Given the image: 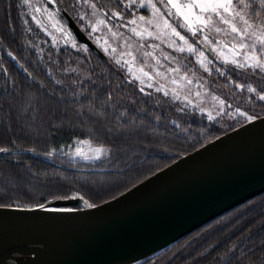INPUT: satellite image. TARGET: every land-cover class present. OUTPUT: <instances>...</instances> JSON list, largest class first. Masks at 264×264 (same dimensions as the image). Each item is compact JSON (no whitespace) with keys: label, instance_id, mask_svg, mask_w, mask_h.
Masks as SVG:
<instances>
[{"label":"trees","instance_id":"trees-1","mask_svg":"<svg viewBox=\"0 0 264 264\" xmlns=\"http://www.w3.org/2000/svg\"><path fill=\"white\" fill-rule=\"evenodd\" d=\"M93 2L104 12L124 7L120 0ZM18 8L14 0H0V30L21 26L14 30L18 36L2 40L15 43L10 51L20 49L44 88L15 70L9 76L1 72L0 147L31 152L0 153V205L37 207L81 195L99 205L246 123L212 121L151 88L140 92L118 67L58 48L34 22L25 26ZM81 9L85 25L91 12ZM213 63L232 80L264 89L261 75ZM196 71L232 108L264 116V102L248 100L253 94L239 91L214 70ZM79 140L103 145L109 153L98 160L75 158L70 147ZM140 264H264V194Z\"/></svg>","mask_w":264,"mask_h":264},{"label":"water","instance_id":"water-1","mask_svg":"<svg viewBox=\"0 0 264 264\" xmlns=\"http://www.w3.org/2000/svg\"><path fill=\"white\" fill-rule=\"evenodd\" d=\"M49 5L83 45L119 70L57 1ZM198 46L221 63L203 44ZM22 72L44 88L25 69ZM262 194L264 116L94 208L79 198L55 200L44 208L0 207V264H140Z\"/></svg>","mask_w":264,"mask_h":264},{"label":"snow or ice","instance_id":"snow-or-ice-1","mask_svg":"<svg viewBox=\"0 0 264 264\" xmlns=\"http://www.w3.org/2000/svg\"><path fill=\"white\" fill-rule=\"evenodd\" d=\"M20 2L26 6L31 11L28 13L31 15L32 21H34L38 26L44 27L43 22L39 19L37 14L45 15L49 21L52 22V27L56 29L57 32H60L64 35L66 40H71L72 47H77L76 41L72 38L73 33L70 30H67L61 21L56 20V13L50 10L47 5L55 4L56 0H20ZM78 5H84L92 9L91 15L96 17L95 22L91 23V32L101 31L102 26L107 28L108 32L111 33L112 37L115 38L118 31H113V27H109V22L113 19L124 20L125 17L122 15L123 8L121 11H110L104 12L101 9L97 8V4L93 0H76ZM120 3L126 8H132L133 5L137 9H150V14L146 17L145 15H139L131 20H127L126 24L116 25L117 29L120 27H127L128 25H133L129 30L131 33L138 37L139 39H145V34L147 37H152L154 39L160 40L161 43L167 40L168 46L173 48L174 51L180 53H188L194 55L196 58V63L203 68L205 72L209 74L214 70L220 76H223L227 79L229 83H233L235 88L241 92H247L253 94L248 97L249 101L259 100L264 102V89L258 90L255 87H252L251 84L240 83L238 81L232 80L231 76L228 75L222 68L213 67L210 68L209 65L213 64V61L205 55V52L200 50L197 45L203 44L207 47L217 59L221 61L224 65H231L235 69L243 70L248 72L250 70L251 74L261 75V78H264V0H127L125 4L124 0H120ZM163 5L165 11L162 12L161 8L157 7V4ZM37 4L43 5V7L36 6ZM135 16V13H133ZM106 17V19H105ZM255 17V19L253 18ZM171 18V19H169ZM81 20L84 19V16L80 17ZM173 21H178L173 23ZM27 23V20H25ZM143 23L146 27L143 31L138 30L139 25ZM155 27V31L149 30L150 27ZM183 29L184 33H190L191 37L197 38L192 42L189 41V38L186 34H183L177 29ZM47 29L45 28V31ZM31 31V29H28ZM213 37H219V39H214ZM53 41L56 40V37H52ZM99 41V38H97ZM181 41V43H177ZM83 51H88L87 45H79ZM102 50L106 53L109 52L111 48L110 55H113L116 64L128 68L129 74L132 75L133 80L130 82L139 81L140 92H144L145 88L143 85L146 84L147 88H152L153 84L146 82L144 77H147V81H151L153 76L146 71H143V68H140L142 72L141 75H135L132 70V64L136 61V57L133 55L132 51L120 52L117 57V49L111 47L105 41V44L101 46ZM131 49V45L128 46ZM139 47H143L140 45ZM151 48L156 49L159 45L152 44ZM9 56H12V53H8ZM127 55L130 57L129 60H124V56ZM165 60L175 59L168 54L161 52ZM144 57H152V52H144ZM156 59V64L160 65L161 61L159 58L153 57ZM15 59V57H13ZM169 72L179 73L181 69L179 67L169 68ZM189 69L185 66V71L182 76L179 77L180 80H184L185 86L193 84V79L189 78ZM156 76H162L164 73L156 72ZM195 74L193 73V76ZM173 84L177 83V80L174 78L172 80ZM197 83L199 79L197 78ZM204 87L203 84L199 85ZM227 87V84H225ZM157 92L163 91L165 96L169 95V92L164 90L163 85L155 89ZM191 93V89H188ZM111 95V94H109ZM172 95L174 99H180V93L177 89H172ZM197 97L201 96V93L197 91L195 93ZM234 95V93H233ZM184 99L188 104H192V101L188 99V96L185 95ZM211 100L214 102V105L219 106V110L216 112V115L219 116L224 114L225 105L228 108H232L233 105L228 103L225 99H222L220 96L211 95ZM199 107V105H196ZM204 111L203 108L200 109ZM183 111V109H180ZM231 117H244L247 121L251 122L257 119L256 116L250 115L247 111H243L240 106H237L234 111L227 113ZM208 119H214L211 112H208ZM15 143V141H13ZM80 144L88 145L89 152L92 155H88L83 151L82 148L76 149V155L83 157L84 159H100L103 156H107L109 149L103 145L92 146V141L84 140L79 141ZM11 151L9 148L0 147V153H6ZM55 151V150H52ZM50 151L48 155H51ZM73 198H79L85 207L94 208L97 205L89 202L85 199L84 196H74ZM3 205H0L2 207ZM39 207L44 208V205L41 204ZM51 211H73L72 209H45Z\"/></svg>","mask_w":264,"mask_h":264},{"label":"rangeland","instance_id":"rangeland-1","mask_svg":"<svg viewBox=\"0 0 264 264\" xmlns=\"http://www.w3.org/2000/svg\"><path fill=\"white\" fill-rule=\"evenodd\" d=\"M124 2L126 4L127 0H124ZM81 6H84V5L81 4ZM85 7H87V6H85ZM157 7L161 8L162 12L165 11L163 5L158 3ZM87 11L92 12V9L88 8ZM111 11H121V9L115 10L114 8H112ZM150 11H151L150 9H137L135 5H133L132 8L123 7L122 15L125 17V19L124 20L114 19L115 21L118 22V24H114L111 21L109 22V27H113V31H118V33H122V36L117 35L115 38H113L111 33L108 32L107 28H105L103 26L101 28V31L92 32V34L89 36L94 39L95 43L101 49V51L114 63V65L116 67H118L121 71H123L124 74H126V76L129 77L130 80H133V77L131 74H129L128 68L123 66V64H120V65L116 64L115 59L113 58V55H110L111 48H109L108 53H106L105 51L102 50L101 46L105 44V41H107V43L109 45H111V47H115L117 49V54H116L117 57H118V54L120 52H127L129 50L132 51L133 55L136 57V61L132 64L133 72L135 73V75H141V76H142V72L140 71V68H143V71L149 72L153 76V79L151 81H147V77H144V79L146 80V82H150L153 84V87L151 89H153L154 91H156L155 89L157 87H160L161 85H163L164 90L169 92L168 96L173 98L172 89H177L180 93L181 98L180 99H174L173 98L174 100L181 103L183 106H186L192 110H196L200 114L206 115L207 118H208V115H207L208 112H211L213 117H214V119H212V121H219V122L234 121L236 124L241 123V122H247V120L244 117H240V116L231 117V116H229L227 113L234 111L235 108H228L227 105H225L224 114H221L219 116L216 115V112L219 110V106L214 105V102L211 100V95H217V94L209 89L206 78L202 74L197 73L196 69H199L203 72H205V71L203 70V68H201L196 63V58L194 55H190L186 52L180 53V52L174 51L173 48L168 46L166 38H165V42L161 43L160 40L154 39L152 37H147V35L145 34V39L141 40L138 37H135L131 33V31L129 30L131 27H133V25H128L127 27H120L118 29L116 27H114L116 25L126 24L127 20H131L135 17H138L139 15H145L147 17L150 14ZM109 13H110V11H109ZM133 13H135V16L133 15ZM253 18L255 19V17H253ZM95 19H96V17L91 15V19L90 20L86 19V21H85V25H86L85 28L89 29V31L86 29L88 31V34L91 32L90 24L94 23ZM105 19H106V17H105ZM169 19H171V18H169ZM177 22L178 21H173V23H177ZM145 27H146V25L141 23L139 25L138 30L143 31V29ZM149 30L155 31V27L154 26L150 27ZM177 30L181 31L183 34H186L188 36L190 42H192L194 39L199 38V37H197V38L191 37V34L190 33H184L183 29L178 28ZM97 38H99V41L97 40ZM213 38L219 39V37H213ZM177 43L182 44L181 41H177ZM152 44L159 45V47L156 49H153L150 47V45H152ZM129 45H131V49H129V47H128ZM140 45H143V47H139ZM197 47L200 49V47L198 45H197ZM200 50H202V49H200ZM144 52H152L153 56L146 58L143 56ZM161 52H163L164 54H168L171 57H175V59L165 60L163 55H161ZM205 55L208 56L206 53H205ZM153 57L160 59V61H161L160 65L156 64V59ZM208 58L210 59L209 56H208ZM123 59L129 60L130 57L125 55ZM185 66H187L189 69H191V71L189 72V78L193 79V84L187 85V86H185L186 82L184 80L179 79V77L182 76L184 71H185ZM213 66H214V63L209 65L210 68H213ZM176 67H179L181 69V71L179 73L168 71L169 68H176ZM156 72L164 73V75L156 76L155 75ZM193 73L195 74L194 76H193ZM174 78L177 80L176 84L172 83V80ZM197 78L199 79V83H197ZM135 82L138 85H140L139 81H135ZM200 84H203L204 87H200L199 86ZM140 86H142V85H140ZM143 87H147L146 84L143 85ZM188 89L192 90L191 93H189ZM197 91H199L201 93V96L197 97L195 95V93ZM160 93L164 94L163 91H161ZM185 95H187L188 99H190L192 101V104L187 103V101L184 99ZM196 105H199V107H197ZM201 108H203L204 111H201L200 110ZM79 141H84V140H79ZM79 141H76L70 147L71 151L73 153V156L75 158L84 159L83 157L76 155V149L78 147L82 148L83 151L86 152L88 155H92V153L89 152V150H88V145L80 144V143H78ZM84 160H87V159H84ZM90 160H94V159H90Z\"/></svg>","mask_w":264,"mask_h":264},{"label":"flooded vegetation","instance_id":"flooded-vegetation-1","mask_svg":"<svg viewBox=\"0 0 264 264\" xmlns=\"http://www.w3.org/2000/svg\"><path fill=\"white\" fill-rule=\"evenodd\" d=\"M16 1V3L18 4V11L23 14L25 20H27V23H25L24 21V25L28 26L29 22H34L31 19V15H29L28 13L31 11L30 9H28L26 6H24L20 0H14ZM62 7L63 9L72 17V19L76 22V24L78 25V27L80 29H82V31L88 36V38L95 43L94 39L92 37L89 36L88 31L86 30L87 28H85L86 26L83 25L80 17H81V13L85 12V10L81 9V5H78L76 3V0H56ZM36 6L39 7H43V5L41 4H37ZM47 7L51 9L50 5L48 4ZM53 11V10H52ZM39 16V19L43 22V26H38L35 22V26L38 29H41L48 37L51 38V40L53 41L52 37L55 36L56 40L53 41L54 44L57 45V47H65V48H69L72 49V51H77L78 53H81V51H83L79 45H83L79 39L76 37L75 33L73 32L72 29L68 28L67 24L64 23L63 20H61L57 15H56V20L61 21V23L65 26V28L67 30H70L73 33V39L76 41L77 43V47H72V42L71 40H66V38L64 37V35L60 32H57L56 29H54L51 25L52 22L48 20V18L45 15H41V14H37ZM31 26V25H30ZM45 28L47 29L45 31ZM5 29L11 31V34H7L10 33L9 31L7 32ZM21 26H9V27H3L2 30H0V77H1V72L3 73L4 76H9V72L11 71H16L19 73L20 76H23L26 78V76L23 74L22 69H25L28 73H30L32 75V70H33V66H31L30 63L26 62L25 59L22 58V53L20 51V49H18V55L15 54L12 50L10 51V45H15V43H13L12 41H5L2 40L4 37L5 38H9L10 36H18V32H15L14 30H18L20 31ZM6 32H5V31ZM30 43L25 44L26 46H30ZM96 44V43H95ZM17 45H22L21 43H17ZM16 46V45H15ZM97 46V44H96ZM19 47V46H17ZM98 47V46H97ZM88 48V47H87ZM99 48V47H98ZM100 49V48H99ZM101 50V49H100ZM9 52L12 53V56H9ZM84 54V56L87 57V59L89 60V62H91V60H96V59H100L102 62H104L101 58H99L94 52H92L89 48L88 51H83L82 52ZM13 57H15V59H13ZM25 61V62H24ZM105 63V62H104ZM107 64V63H105ZM115 70V69H114ZM120 71V70H119ZM35 79L36 77L34 75H32ZM27 79V78H26ZM28 80V79H27ZM37 80V79H36ZM30 81V80H29Z\"/></svg>","mask_w":264,"mask_h":264}]
</instances>
